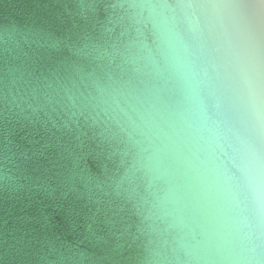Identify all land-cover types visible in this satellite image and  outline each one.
<instances>
[{
  "label": "clouds",
  "instance_id": "1",
  "mask_svg": "<svg viewBox=\"0 0 264 264\" xmlns=\"http://www.w3.org/2000/svg\"><path fill=\"white\" fill-rule=\"evenodd\" d=\"M37 198L91 223L9 216ZM0 264H264V0L0 12Z\"/></svg>",
  "mask_w": 264,
  "mask_h": 264
},
{
  "label": "water",
  "instance_id": "2",
  "mask_svg": "<svg viewBox=\"0 0 264 264\" xmlns=\"http://www.w3.org/2000/svg\"><path fill=\"white\" fill-rule=\"evenodd\" d=\"M45 0H8L0 12L25 16L39 12ZM17 140L22 148L28 149L29 156L34 161L35 174L45 175L48 170H55V149L48 147V137L42 132H21ZM86 211V210H85ZM9 216L17 222L36 228H50L57 234L64 235L75 223L77 230L83 231L90 220H86L79 204L70 200L37 198L26 200L16 209L10 211ZM8 218V217H5ZM95 227V225H93ZM71 238V237H69Z\"/></svg>",
  "mask_w": 264,
  "mask_h": 264
}]
</instances>
